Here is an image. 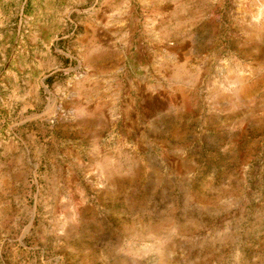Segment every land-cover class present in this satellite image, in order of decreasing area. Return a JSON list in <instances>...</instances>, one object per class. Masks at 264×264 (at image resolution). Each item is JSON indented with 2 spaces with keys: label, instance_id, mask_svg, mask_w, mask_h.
Masks as SVG:
<instances>
[{
  "label": "rangeland",
  "instance_id": "1",
  "mask_svg": "<svg viewBox=\"0 0 264 264\" xmlns=\"http://www.w3.org/2000/svg\"><path fill=\"white\" fill-rule=\"evenodd\" d=\"M0 264H264V0H0Z\"/></svg>",
  "mask_w": 264,
  "mask_h": 264
}]
</instances>
